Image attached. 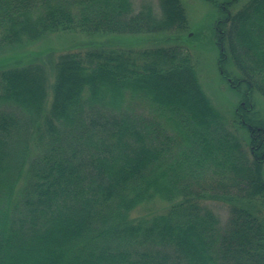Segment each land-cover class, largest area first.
<instances>
[{
	"label": "trees",
	"instance_id": "1",
	"mask_svg": "<svg viewBox=\"0 0 264 264\" xmlns=\"http://www.w3.org/2000/svg\"><path fill=\"white\" fill-rule=\"evenodd\" d=\"M229 4L214 24L218 68L243 89L233 121L245 137L180 45L64 51L50 83L38 62L0 65V264H264L251 206L264 197V124L251 117L252 93L264 97V0ZM157 6L0 0V51L49 32L187 29L180 0ZM170 87L180 97L165 96ZM206 198L228 203L229 230ZM154 199L164 210L131 217Z\"/></svg>",
	"mask_w": 264,
	"mask_h": 264
},
{
	"label": "rangeland",
	"instance_id": "2",
	"mask_svg": "<svg viewBox=\"0 0 264 264\" xmlns=\"http://www.w3.org/2000/svg\"><path fill=\"white\" fill-rule=\"evenodd\" d=\"M230 1L231 12H236L243 8L250 0H180L186 14L187 29L176 31H160L151 33L137 34H118V33H93L87 34L78 31H59L54 33H46L36 42L28 45H14L0 51V65L20 64L23 62L33 61L40 63L48 74V83L52 81V63L57 55L68 50H83L87 47H106L108 49H143L159 45H180L186 52L189 53L194 65L198 81L209 98L211 104L222 114L224 122L230 127H240L238 119L235 123L233 120L236 106L242 100L243 89L236 90L228 86L227 81L222 78L218 68V48L215 39L214 24L216 19L222 12V2ZM147 3L152 5L154 12L158 14L157 0H132V5L135 10L141 7V4ZM11 48V49H10ZM7 62H2L3 56L11 55ZM47 83V84H48ZM155 85L160 88L161 83ZM171 88V87H170ZM162 89V88H160ZM163 92L168 98L177 99L180 97L174 90ZM50 92V91H49ZM194 98L187 95L182 102L185 106L197 110L199 113L201 107L192 104ZM252 118L262 120L264 124V97L257 92L251 95ZM192 109V110H193ZM174 110L182 112L181 109L174 106ZM249 112V113H251ZM239 129V128H238ZM240 134L245 137L247 132L240 127ZM264 177V165H263ZM219 218L218 224L221 227V232L230 229L228 225L229 205L226 201L206 198L202 202ZM146 205V206H145ZM150 205H152L151 208ZM256 214L264 221V197L255 200L251 205ZM164 207L154 201L138 206L130 212L131 217H137L147 213L149 209L164 210Z\"/></svg>",
	"mask_w": 264,
	"mask_h": 264
}]
</instances>
